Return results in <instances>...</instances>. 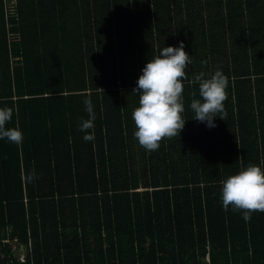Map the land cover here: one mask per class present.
<instances>
[{"label": "trees", "instance_id": "16d2710c", "mask_svg": "<svg viewBox=\"0 0 264 264\" xmlns=\"http://www.w3.org/2000/svg\"><path fill=\"white\" fill-rule=\"evenodd\" d=\"M181 42L186 123L148 153L132 90ZM217 69L227 116L209 129L189 81ZM4 107L23 143L0 139V264H264V213L245 221L219 199L222 179L264 169V0H0Z\"/></svg>", "mask_w": 264, "mask_h": 264}, {"label": "clouds", "instance_id": "9594fccd", "mask_svg": "<svg viewBox=\"0 0 264 264\" xmlns=\"http://www.w3.org/2000/svg\"><path fill=\"white\" fill-rule=\"evenodd\" d=\"M190 64V56L181 42L177 47H163L141 70L132 90L139 97V106L133 109L131 119L135 128L133 137L148 153L158 150L162 140L179 136L185 126L183 81L188 79L186 69ZM189 82L198 85L200 97L190 103L194 113L192 120L205 123L209 129L216 126L214 119L224 121L228 79L223 72L219 69L208 74L201 72ZM83 103L88 119L81 120L79 131L86 133L83 139L87 142L95 139L94 132L89 130L94 128L96 116L91 99H85ZM12 117L11 108H0V139L19 146L23 143V133L16 127H6ZM35 178V169L22 177L25 183H31ZM220 185L219 199L225 212L229 209L239 212L245 221H249L253 213H264V169L261 167L249 164L222 179Z\"/></svg>", "mask_w": 264, "mask_h": 264}, {"label": "rangeland", "instance_id": "374dc122", "mask_svg": "<svg viewBox=\"0 0 264 264\" xmlns=\"http://www.w3.org/2000/svg\"><path fill=\"white\" fill-rule=\"evenodd\" d=\"M139 191H141V189ZM10 244H11V247H12V252L18 258V260L20 262H22V259H23L24 254H25L24 246H21V245L18 246V244L15 241H12Z\"/></svg>", "mask_w": 264, "mask_h": 264}]
</instances>
